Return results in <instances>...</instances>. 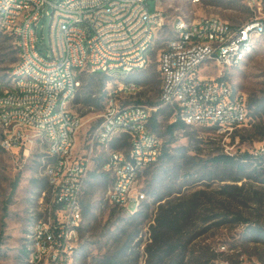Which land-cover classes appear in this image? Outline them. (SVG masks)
I'll return each instance as SVG.
<instances>
[{
    "label": "built area",
    "instance_id": "1",
    "mask_svg": "<svg viewBox=\"0 0 264 264\" xmlns=\"http://www.w3.org/2000/svg\"><path fill=\"white\" fill-rule=\"evenodd\" d=\"M147 1L0 0V31L17 49L10 85L0 88V148L25 159L42 151L47 185L29 215L25 264H74L81 198L95 159L109 179L108 203L126 212L141 207L146 195L138 180L163 145L148 127L152 114L164 108L171 123L226 137L250 121L246 95L233 90L226 72L240 67L264 37V0H245L250 19L237 26L215 16L176 19L159 53L160 95L152 107L127 102L141 89L129 76L147 66L165 24L158 1L152 13ZM46 21L45 46L38 31ZM82 72L116 81L104 88L101 120L85 153L78 150L83 118L71 110ZM252 156L264 158V142Z\"/></svg>",
    "mask_w": 264,
    "mask_h": 264
},
{
    "label": "rangeland",
    "instance_id": "2",
    "mask_svg": "<svg viewBox=\"0 0 264 264\" xmlns=\"http://www.w3.org/2000/svg\"><path fill=\"white\" fill-rule=\"evenodd\" d=\"M157 1L165 24L156 34L147 66L129 76L141 89L127 100L149 107L158 105V57L173 36L176 19L215 16L234 26L250 19L245 0ZM147 6L154 12L156 0H148ZM41 31L46 46L47 21L39 35ZM13 45V39L0 31V88L10 85L8 77L17 57ZM89 75L83 74L71 106L83 118L78 136L80 153L87 151L89 134L100 123L102 113V103L101 108H88L85 99L89 93L92 99H100L104 87L116 86L114 79L95 76L89 81ZM226 79L235 92L246 95L247 104L262 103L261 109L251 108L250 121L230 137L203 127L178 130L169 137L165 128L171 123L170 113L160 109L159 128L154 134L168 145L171 160H158L142 173L138 184L146 200L137 211L133 204L126 212L108 203L109 179L100 172L101 160L93 161L81 198L84 220L74 264H101L109 257L118 264H264V240L257 242L253 235L255 229L264 230V166L257 169L259 165H248L246 178L234 182L239 175L235 167L226 169L213 163L222 155L234 159L245 153L252 155L264 142V37L256 40L251 56L240 67L227 70ZM125 146L126 141L119 148ZM100 151L98 148L97 155ZM42 155L37 148L25 159L0 148V264H25L22 251L29 215L45 189ZM168 193L171 196L163 198ZM160 207L180 208L186 213V222L182 230H167L164 238L156 233L155 243L151 227L156 226Z\"/></svg>",
    "mask_w": 264,
    "mask_h": 264
},
{
    "label": "trees",
    "instance_id": "3",
    "mask_svg": "<svg viewBox=\"0 0 264 264\" xmlns=\"http://www.w3.org/2000/svg\"><path fill=\"white\" fill-rule=\"evenodd\" d=\"M13 41H14V39H13ZM14 44H15V41H14ZM13 48H14V54L17 55L16 45H13ZM16 61H17V57L14 58L13 62H16ZM84 73L85 72H82V75L80 77L81 80H82V76H83ZM89 74H90L89 75V81H91V79H93L95 76H101L99 74H93V73H89ZM88 87L89 88L91 87V83H89ZM104 88L102 90V94H101L100 99H97V100L92 99L91 98L92 94L89 93V95L85 99V106L88 107V108H93V106L101 108V103L103 102L101 100H103ZM261 104L262 103H259V104L256 105V103H252L251 101H249L248 102V108H249L250 111H251V108H253V107H254L255 110H260L261 109ZM102 109H103V103H102ZM148 127L150 128V130L153 133L157 132V130L159 128V122H158L157 113H154V114L151 115V117H150V119L148 121ZM187 128H192V127H187L182 122L176 121V122L171 123V124L166 126L165 134L167 136H169V137H173V134L176 131L185 130ZM206 129L211 130V131H215L214 128H208L207 127ZM159 160L162 163L169 162L171 160V157H170V155L168 153V145H166V144L162 145L161 154H160ZM213 163H214V165H216L218 167L222 166V167H224L226 169L235 167L237 169V172L239 173L238 176L233 178V181L236 182L238 180L246 178L245 175H244V172H245L246 167L248 165H253V164L259 165L257 169H259L261 166H264V158H261V157L254 158L252 155H249L247 153L243 154L238 159H234L233 157L225 156V155L223 156L222 155V156L214 158L213 159ZM46 188H47V185H46V182H45V189L44 190H46ZM171 194L172 193H168L167 196H165L163 198H168V197L171 196ZM160 200H163V199H160ZM175 209H178V208H174L172 210H168V208L164 209L163 207H160L159 215L157 216V218L155 220L156 226L155 227H151L152 236H153V239H154L155 243L157 241L156 233L159 234V238H164L165 235L167 234L166 233L167 230H170V229H173V230L180 229V230H182L184 228V226H185L184 222H186V218H185L186 217V213L180 212L179 211L180 208L178 209L177 212H176ZM83 213L84 212H83V209H82V216H83ZM83 220H84V217H83ZM253 235H254V240L257 241V242H259L260 240H264V230L255 229V230H253ZM22 253L25 255V248H23ZM101 264H118V263L113 257H109V258H105L103 261H101Z\"/></svg>",
    "mask_w": 264,
    "mask_h": 264
}]
</instances>
